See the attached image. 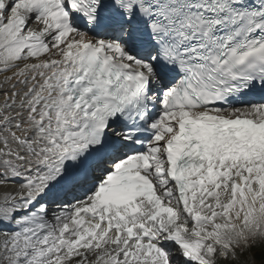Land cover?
<instances>
[{
  "label": "snow or ice",
  "instance_id": "1",
  "mask_svg": "<svg viewBox=\"0 0 264 264\" xmlns=\"http://www.w3.org/2000/svg\"><path fill=\"white\" fill-rule=\"evenodd\" d=\"M0 264H264V0H0Z\"/></svg>",
  "mask_w": 264,
  "mask_h": 264
}]
</instances>
